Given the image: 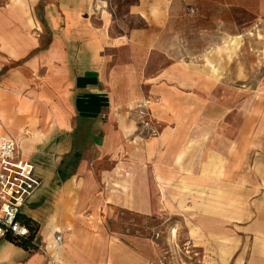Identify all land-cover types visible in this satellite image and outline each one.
Instances as JSON below:
<instances>
[{
	"label": "crops",
	"instance_id": "crops-1",
	"mask_svg": "<svg viewBox=\"0 0 264 264\" xmlns=\"http://www.w3.org/2000/svg\"><path fill=\"white\" fill-rule=\"evenodd\" d=\"M246 17L264 0L0 1V133L43 180L37 249L3 238L0 264H161L108 229L115 209L195 217L201 264H264V196L247 220L224 130Z\"/></svg>",
	"mask_w": 264,
	"mask_h": 264
},
{
	"label": "rangeland",
	"instance_id": "rangeland-1",
	"mask_svg": "<svg viewBox=\"0 0 264 264\" xmlns=\"http://www.w3.org/2000/svg\"><path fill=\"white\" fill-rule=\"evenodd\" d=\"M246 19L249 21L246 25L231 26L232 33L242 34L239 50H236L239 42H233L231 50L226 51L230 55L220 59L231 61L225 75L232 86V103L224 130L231 136L233 149L232 199L238 197L240 187H245L248 194L246 219L250 220L254 200L264 196V25L253 24L249 17ZM256 34H262V41L252 40ZM206 45L204 41H195L196 49H204ZM239 179L245 185L240 186ZM24 210L28 212L27 208ZM235 224L238 221L233 219V240L240 230ZM107 227L112 232L140 237L152 257L161 264H201L203 254L195 249L193 216L166 213L144 216L115 209L107 219Z\"/></svg>",
	"mask_w": 264,
	"mask_h": 264
},
{
	"label": "built area",
	"instance_id": "built-area-1",
	"mask_svg": "<svg viewBox=\"0 0 264 264\" xmlns=\"http://www.w3.org/2000/svg\"><path fill=\"white\" fill-rule=\"evenodd\" d=\"M42 184L35 165L19 154L16 139L0 133V240L30 235V228L19 217ZM62 238L58 235L57 241Z\"/></svg>",
	"mask_w": 264,
	"mask_h": 264
},
{
	"label": "trees",
	"instance_id": "trees-1",
	"mask_svg": "<svg viewBox=\"0 0 264 264\" xmlns=\"http://www.w3.org/2000/svg\"><path fill=\"white\" fill-rule=\"evenodd\" d=\"M19 218L22 221V223H24L26 226L30 228V231H31L30 235L26 238L9 236L10 237L9 239L12 242H14L16 245H19L26 250H29V251L36 250L37 245L34 243V239L39 230L38 224L33 219L26 216L25 214H22Z\"/></svg>",
	"mask_w": 264,
	"mask_h": 264
}]
</instances>
